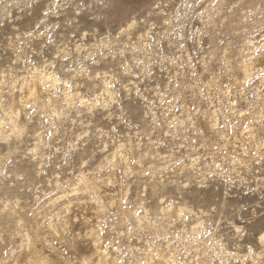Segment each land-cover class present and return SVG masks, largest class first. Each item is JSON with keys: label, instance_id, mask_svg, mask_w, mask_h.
<instances>
[{"label": "rangeland", "instance_id": "obj_1", "mask_svg": "<svg viewBox=\"0 0 264 264\" xmlns=\"http://www.w3.org/2000/svg\"><path fill=\"white\" fill-rule=\"evenodd\" d=\"M244 1L0 0V103L25 107L0 139L1 258L27 264L51 215L76 264H264V63L237 66L264 58V0ZM34 76L52 101L21 108ZM109 179L120 209L94 192Z\"/></svg>", "mask_w": 264, "mask_h": 264}, {"label": "bare ground", "instance_id": "obj_2", "mask_svg": "<svg viewBox=\"0 0 264 264\" xmlns=\"http://www.w3.org/2000/svg\"><path fill=\"white\" fill-rule=\"evenodd\" d=\"M254 1L255 0H245L244 2H240V3H243L241 6H245V7H248V9H250L249 7H251L252 5H253V3H254ZM247 9V10H248ZM238 10V9H237ZM239 11V10H238ZM257 13V12H256ZM233 20V19H232ZM237 20V19H236ZM251 20V19H250ZM229 22V21H228ZM233 23V22H232ZM234 25V24H233ZM233 25H231V27L233 26ZM235 25H238V24H235ZM234 25V26H235ZM239 26V25H238ZM249 27V26H248ZM233 28V27H232ZM251 28V27H250ZM229 30V29H228ZM235 30V29H234ZM240 31V30H239ZM233 34V33H232ZM241 36V35H240ZM234 37V36H233ZM244 36H242L241 38H243ZM240 39V38H239ZM253 55V54H252ZM226 61V60H225ZM238 61V60H237ZM239 64H237V66L239 67V70L241 71V73H243L245 76L246 75H249L250 73H253V71H259V70H261L262 69V67H263V63H264V58L263 57H257V59L255 60L254 59V57H247V58H242L241 60H240V62H238ZM211 69V68H210ZM231 71H233V70H231ZM239 71V72H240ZM231 73V72H230ZM235 72H232L231 73V77H232V82H233V85H234V89H236L237 87H239L243 82H240L238 79H237V74L235 75L234 74ZM240 73V74H241ZM40 75V74H39ZM38 75V76H39ZM45 75V74H44ZM43 75V76H44ZM33 76V75H32ZM244 77V76H243ZM42 80H44V82H46V81H51V83H52V85H54L56 82H57V78L56 77H54V76H52L51 74H47V75H45L43 78H42ZM242 81H243V79H241ZM40 80H38V78H37V76H34V79H33V81L31 82V84H28L27 86H26V89H24V92H22V96H21V99H20V104H22L21 105V108L26 104V103H28V102H30V101H36L37 102V104H38V102L40 103V105L42 104V107H44L45 105L43 104V102L45 101V100H47L45 103L47 104V102H48V104L52 101V97L54 96H52L51 97V94H50V92H48V91H46V87H42L40 84V82H39ZM210 81V80H209ZM27 82V81H26ZM43 82V81H42ZM29 83V82H28ZM242 86H243V84H242ZM241 88V87H240ZM239 88V89H240ZM239 89H237V90H239ZM23 90V89H22ZM240 91V90H239ZM242 92V91H241ZM244 92V91H243ZM11 97V96H10ZM73 97V96H72ZM12 101H10V99H9V101L8 102H6L5 104H2V103H0V106H1V113H0V139L2 138V139H6V138H8L9 136H11L12 134H14V135H16L17 137L18 136H20L21 137V134H22V132H23V127L21 128L20 127V125L22 126V123H23V118H24V108H22V109H16V106L14 107V100L13 99H11ZM90 101H92V99H89ZM3 101V100H2ZM18 102V101H17ZM47 104V105H48ZM51 104H53V103H51ZM44 105V106H43ZM18 106V105H17ZM39 107V106H38ZM40 108V107H39ZM233 108H234V106H233ZM238 109V108H237ZM237 109H235L234 108V110H237ZM44 110V109H43ZM255 110L256 109H253V110H251V111H247V112H243L242 110H240V111H238L239 113H240V115H241V117L242 118H253L254 117V115H255ZM240 117V116H239ZM191 124V123H190ZM249 131V130H248ZM246 132V142H248V143H254L255 145H258V142H257V138L256 137H253L252 135H250V131L249 132ZM25 132V131H24ZM196 133V132H195ZM254 133V132H253ZM244 140V139H243ZM262 141V140H261ZM263 143H264V141H263ZM262 144V143H261ZM247 145V144H246ZM253 146V145H252ZM258 147V146H257ZM259 148V147H258ZM219 149V148H218ZM114 155V154H113ZM117 156V154H115V156L114 157H116ZM124 156V155H123ZM126 156V155H125ZM236 156V155H235ZM241 157H245V156H240V158ZM117 158H118V156H117ZM117 158H115V160L117 159ZM130 158V155H128L127 154V156H126V160H127V162H126V165H128V166H130V165H132V163H131V159H129ZM119 159V158H118ZM124 159V158H123ZM125 160V159H124ZM119 162V161H118ZM134 164V163H133ZM80 181V180H79ZM105 182V181H104ZM79 183V182H78ZM94 183V182H93ZM98 183V182H97ZM100 183V182H99ZM103 183V182H102ZM106 184V188L108 189L107 191H105L106 192V194L108 195L109 194V196H108V198H109V200L108 201H104V195H103V193H101L100 191H98V190H100V189H97V188H99V186H101V185H99V186H97V188H94L95 190H94V192L96 193V197H101L102 199L101 200H103V204H102V207H103V205H104V207H106V206H108V204H109V201H112L111 203H114V204H116V207H117V209H120V204L122 203V201H123V198H124V196H125V194H124V188H123V186L119 183L118 184V186H117V188L116 189H113V187L114 186H112L111 185V180L109 179L108 181L106 180V182H105ZM103 185V184H102ZM117 185V184H116ZM95 186V185H94ZM102 187V186H101ZM78 188V187H77ZM82 188V187H81ZM93 188H91V189H93ZM103 188V187H102ZM105 189V188H104ZM104 189H102V190H104ZM74 190V189H73ZM76 190V189H75ZM89 190H90V188H89ZM92 192H93V190H91ZM87 192V191H86ZM108 192V193H107ZM75 193V192H74ZM78 194V193H77ZM73 195V194H72ZM82 195V194H81ZM93 195V194H92ZM62 195H60V197H61ZM75 196V195H74ZM95 196V195H94ZM106 197V196H105ZM62 198H63V201H64V203H63V206L61 207V208H58L57 206H56V209H54L56 212L55 213H57L58 211H59V213H60V209H63V207H67L71 202H70V200H71V198L69 199V196H67V194H65V196L63 195L62 196ZM61 198V199H62ZM95 198V197H94ZM107 198V199H108ZM98 199H100V198H98ZM70 202V203H69ZM87 205V204H86ZM85 206V205H84ZM87 207V206H86ZM95 207H96V204H95V206H92L91 208H94V210L93 211H91L90 213H91V218H92V216L93 217H95L94 215H95V213H97V212H95L94 213V211H95ZM54 208H55V206H54ZM68 208V207H67ZM84 208V207H83ZM89 208V207H88ZM87 208V209H88ZM91 208H89V209H91ZM109 208V207H108ZM65 209V208H64ZM98 209V208H97ZM107 210V209H106ZM105 212V211H104ZM53 213H54V211H53ZM52 213V214H53ZM51 214V213H50ZM83 213H81L80 215H82ZM89 214V213H88ZM99 214H100V212L99 213H97L96 214V216L98 215L99 216ZM101 214H103V213H101ZM85 215H86V213H85ZM47 216V215H46ZM57 216H58V214H57ZM75 216V215H74ZM83 216V215H82ZM97 216V217H98ZM79 217H81V216H78V219H79ZM88 217H90V216H88ZM83 218V217H82ZM81 218V219H82ZM23 219V218H22ZM77 219V218H76ZM101 219V218H100ZM58 220V219H57ZM88 220H90V219H88ZM96 220V219H95ZM69 221V220H68ZM77 222H75V223H78V220H76ZM83 221V220H82ZM91 221V224H90V229L87 231V235L92 239V241H93V243L95 244V245H97V242L99 241V239L97 238L98 237V235L96 234V228H95V223H92V221H93V219L92 220H90ZM60 222V221H59ZM72 222H74V221H72ZM81 222V221H80ZM43 223H44V225H45V229H43V231H44V235L43 236H38L37 234L36 235H27L26 236V239H25V242L23 241V245H21L20 246V250L19 251H17V253H16V255L18 256L19 254H23L24 255V257H25V260L27 261V264H65V261H67V260H69V262H71V263H75L74 261H73V258L71 257V254H69V255H67L66 256V258H61L60 257V252H59V249H58V247H56L55 246V241L57 242V240L59 241V242H62V241H64L65 242V237H66V232H65V227L62 225V224H65L64 222L60 225L58 222H56L55 221V219L51 216V215H49L46 219H45V221H43ZM66 223H68V222H66ZM69 223H70V221H69ZM83 223V222H82ZM81 223V224H82ZM72 224V223H71ZM73 226H74V223L72 224ZM78 225V224H77ZM86 225V224H85ZM84 225V226H85ZM100 225V224H99ZM62 226L64 227V228H62ZM69 226V225H68ZM71 226V225H70ZM150 225H148V227H149ZM67 227V226H66ZM81 227V226H80ZM68 228V227H67ZM71 228H73L72 226H71ZM200 228V227H199ZM33 229V228H32ZM39 229V228H38ZM78 229V228H77ZM74 231V230H73ZM42 232V231H41ZM31 233V232H30ZM35 233V232H34ZM264 236V235H263ZM25 237V236H24ZM264 238V237H263ZM23 240H24V238H23ZM58 243V242H57ZM178 247V246H177ZM200 248V247H199ZM100 247L99 246H96V251H98V252H101L100 251ZM102 251H103V249H101ZM146 251V250H145ZM200 251V250H199ZM204 251V250H203ZM197 252V251H196ZM103 253V252H102ZM148 253V252H147ZM147 253H145V255L147 254ZM150 253V252H149ZM1 254V253H0ZM197 254V253H196ZM195 254V256L196 257H199L201 254H198V255H196ZM99 255V254H98ZM105 255V254H104ZM103 255V256H104ZM149 254H147L146 256H148ZM158 256L159 255H161V253H158L157 254ZM156 255V256H157ZM2 256V255H1ZM1 256H0V258H1ZM17 256H15L14 257V259L17 257ZM101 256V255H100ZM150 256H152L153 257V255H149L148 257H150ZM154 257V258H151V262L153 263V264H156L158 261H160V260H156V258L157 257ZM165 256H166V254H165ZM99 257V256H98ZM162 257V256H161ZM166 257H168V256H166ZM100 258V257H99ZM103 258V257H102ZM107 257H105V259H106ZM101 259V258H100ZM100 259H98L99 261H100ZM108 259V258H107ZM146 259V258H145ZM150 259V258H149ZM166 258H164V260H165ZM166 260H168V259H166ZM194 260H196V259H194ZM10 261V260H9ZM93 260L92 259H89L88 260V263H90V262H92ZM109 261V260H108ZM107 261V262H108ZM146 261V260H145ZM101 262H103V260L101 261ZM110 262L111 261H109V264H110ZM160 262H162V261H160ZM159 262V263H160ZM21 264L18 260H14L13 262L11 261V264ZM67 263V262H66ZM148 263V260L146 261V264ZM152 263H150L149 262V264H152ZM159 263H157V264H159ZM164 263V262H163ZM167 263V262H166ZM0 264H10L9 262H8V260L6 259V258H1L0 259ZM68 264V263H67ZM76 264V263H75ZM105 264V263H104ZM106 264H108V263H106ZM112 264V263H111Z\"/></svg>", "mask_w": 264, "mask_h": 264}]
</instances>
